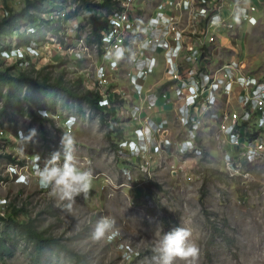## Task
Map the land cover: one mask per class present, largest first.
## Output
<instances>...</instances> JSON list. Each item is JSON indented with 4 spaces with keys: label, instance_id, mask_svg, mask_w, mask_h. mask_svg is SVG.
I'll return each instance as SVG.
<instances>
[{
    "label": "rangeland",
    "instance_id": "1",
    "mask_svg": "<svg viewBox=\"0 0 264 264\" xmlns=\"http://www.w3.org/2000/svg\"><path fill=\"white\" fill-rule=\"evenodd\" d=\"M27 1L0 0V21L8 7L20 12ZM34 1L39 3L32 12L53 20V26L36 28L20 23V33L30 36L36 45L29 51L25 41L18 45L19 35L12 42L8 38L0 50V67L20 66L23 58L9 56L11 49L20 47L32 59L22 71H29L38 80L48 77L55 82L62 77L64 85L81 96L102 91L103 95L109 94L106 100L110 107L121 113L109 119L117 134L108 139L100 115L87 101L80 105L66 94L40 90L29 96L40 116L43 109L50 114L75 115L79 120L72 135L73 163L91 172L92 182L87 195L81 194L70 202L60 200L51 186L40 182L38 171L31 168L32 163L43 166L52 153L63 151L61 140L65 135L60 122L48 118L42 123L30 115L2 114L0 102V132L7 137V141L0 140V215L8 213L10 204L17 206L22 210L15 217L18 221H34L40 233L59 245L48 247L42 256H37L36 245L18 228L0 224V264H78L75 256L83 264H157L153 257L157 255L155 244L161 230L166 233L179 226L192 230V241L199 251L195 258L177 259L175 264H264V162L244 164L240 175L228 174L223 153L218 149V132L207 124L199 133L202 155L182 153L179 147L188 137V128L179 123L177 112L172 113L173 122L169 120L165 133L157 132L156 126L151 129L153 137L148 138L150 131L145 134L148 145L141 146L147 151L145 154L140 153L144 151L140 148L136 153L130 152L123 142L137 141V129L146 131L131 112L141 102L118 94L130 92V82L124 74L133 69L130 60L123 61L122 69L111 75V85L101 90L96 72L103 65L102 52L82 0L54 1L53 6ZM256 1L260 6L253 13L255 24L236 14L232 32L216 33L218 41L211 48V55L223 61L237 58L246 64L248 73L264 78V0ZM231 9L237 11L232 1ZM98 15L103 16L101 10ZM139 16L144 24L147 16L141 11ZM74 23L77 31L70 29ZM57 29L71 36L63 39L57 36ZM157 58L155 72L144 82L146 88L164 77V55L158 54ZM209 66L200 64L204 71ZM172 84L161 82L158 95L170 90ZM142 105L141 117L147 106L144 102ZM52 107H56L55 112H51ZM31 129L37 131L31 141L18 138L20 131L27 136ZM120 131L122 137L117 138ZM165 138L171 145L164 146ZM118 139L117 148L113 143ZM137 143L140 146L142 142ZM225 149H230L228 143ZM59 163L63 164V157ZM103 217L114 221V227L96 239L94 229Z\"/></svg>",
    "mask_w": 264,
    "mask_h": 264
},
{
    "label": "built area",
    "instance_id": "2",
    "mask_svg": "<svg viewBox=\"0 0 264 264\" xmlns=\"http://www.w3.org/2000/svg\"><path fill=\"white\" fill-rule=\"evenodd\" d=\"M95 1L96 4H103L106 0ZM111 1L112 9L101 8L103 16L98 15L99 20L107 24V28L101 32V40L97 42L103 59V65L96 72V81L100 89H107L111 85V75L122 69L123 61L130 60L133 69L124 72L130 82V92L118 91V94L125 98L133 96L141 102V105L131 109L135 120H140L142 102L151 110L157 106L159 97L165 104H170L174 98L177 100L175 108L179 123L188 128V137L179 147L182 153L202 155L199 133L207 124L218 132L216 133L218 149L223 153V162L228 174L240 175L244 164L263 163L264 78L248 73L246 64L237 58L223 61L211 55V48L218 41L216 33L232 32L235 29L232 19L236 14H239L240 19L250 21L251 25L255 24L253 13L259 11V1L251 0L249 3L246 0ZM231 1L237 11L231 9ZM136 3H140L141 6H136ZM140 11L147 16L144 24L141 23ZM5 14L4 11L3 16ZM57 14L59 17L60 12ZM77 27L74 23L70 29L77 31ZM60 32L59 35L63 39L68 40L66 37L71 36ZM33 49L34 47L28 46L29 51ZM14 54L26 58L20 47L10 50L9 56ZM158 54H163L165 58L164 77L146 88L144 82L158 66ZM216 61L219 63H215ZM200 64L210 66L204 71ZM163 81L174 84L170 86V90L158 95L159 85ZM103 94L101 91L103 99L101 104L110 107L106 100L109 94ZM40 112L43 113L42 117L58 120L64 135L73 137L79 125L75 115H56L45 110ZM168 122L164 119L158 124L152 122L154 124L152 126L147 119L145 130L150 131V137H153L151 129L157 126V132L162 134ZM146 131L137 129V141H124L123 144L127 145L130 152L136 153L137 148L139 150L137 142L143 143L146 140ZM21 133L22 131L19 132L18 138L21 137ZM3 138L7 141V137L1 131L0 140ZM226 143L230 146L229 150L225 149ZM166 145H171L168 138L164 139V146ZM146 152L140 151L142 155ZM42 167L38 162L31 164L33 171H38Z\"/></svg>",
    "mask_w": 264,
    "mask_h": 264
},
{
    "label": "trees",
    "instance_id": "3",
    "mask_svg": "<svg viewBox=\"0 0 264 264\" xmlns=\"http://www.w3.org/2000/svg\"><path fill=\"white\" fill-rule=\"evenodd\" d=\"M41 1H46L51 6L54 1L59 0ZM82 2L87 10V19L92 27L93 37L97 42H99L101 40V32L107 28V24L99 20V18L97 17V12H99L101 8L111 10L112 1L106 0L103 4L92 3L88 0H82ZM38 3V1L28 0L25 9L20 12H15L9 7L5 10L6 14L0 21V50L3 49L6 40L10 38L12 42L16 34L20 36V40H18L17 42L19 46H22L23 41H25L29 47H35L36 44L32 41L30 36H27L24 33H20L22 28V25L20 23L26 22L29 26H36V28L45 25L53 26V20L41 18L38 14L32 12V9L37 7ZM57 32L59 35V29L56 30V33ZM0 53H2V51H0ZM29 62L31 63L32 59L27 56L25 59L19 62L20 66L17 64L11 67L8 66L5 69L0 67V102L2 103V114L6 112H12L19 116L30 115L34 120L44 123L48 121V119L40 116L37 111L34 110L33 105L29 102V96H32V92L34 90L50 92L53 94L62 93L66 94L68 97L73 98L80 105L81 101H87L91 108H93L100 115V122L107 129L106 132L108 139H112L113 135L117 134L115 128L111 124H109L108 121L110 118L117 117L120 113V110L117 108L102 105V95H100L99 93L90 92L85 96H81L76 91L65 86L62 77H59V79L55 82H52L48 77H44L38 80L32 77L29 71H22L21 68L24 66V63ZM17 69L20 70L18 74H16ZM42 110L43 109H41L40 111ZM50 110L51 112H55L56 107H52ZM121 137L122 131H120L117 135V138ZM119 140L120 139H118L116 143H113L117 148L120 143ZM8 208L9 210L6 215H0V224H5V226H8L9 224L18 228L30 241H32L36 245L38 253L37 256H42V254L48 247H51L53 245L59 247L58 243L55 240L45 237L43 233H40L35 228L34 221H18L15 217L20 215L22 213V210L18 209L17 206L10 204ZM67 252L72 254L69 250ZM72 255L74 256V254ZM75 258L76 263L83 264L80 261L81 258L79 256H75Z\"/></svg>",
    "mask_w": 264,
    "mask_h": 264
},
{
    "label": "clouds",
    "instance_id": "4",
    "mask_svg": "<svg viewBox=\"0 0 264 264\" xmlns=\"http://www.w3.org/2000/svg\"><path fill=\"white\" fill-rule=\"evenodd\" d=\"M36 135V129H31L27 136L23 133L20 136L26 141H31ZM73 143L71 137L63 136L61 140L63 151L52 153L43 167L38 169L40 182L45 186H51L60 200L70 202L81 194L87 195L92 182L91 172L82 170L73 163ZM147 145L148 143L145 140L139 146L140 150L145 151V148L142 147ZM61 157H63L62 165L59 163ZM113 227L114 221L108 217H103L97 222L93 235L96 239H100L110 232ZM198 251L197 245L192 241V230L179 226L166 233L161 230L155 244L157 255L153 259L157 264H175L177 259L195 258Z\"/></svg>",
    "mask_w": 264,
    "mask_h": 264
},
{
    "label": "crops",
    "instance_id": "5",
    "mask_svg": "<svg viewBox=\"0 0 264 264\" xmlns=\"http://www.w3.org/2000/svg\"><path fill=\"white\" fill-rule=\"evenodd\" d=\"M172 96L174 97L173 92H172ZM175 106H177L176 99L174 100V102H171V104L169 105V104H165L162 98L159 97L157 100V106L151 110L146 108V113L142 115V117H140L139 123L142 125V127H145V124L147 125V119L157 123L161 122L164 119L168 121L171 120L173 122L172 113L176 114L177 112ZM148 132L149 131H146L147 135L149 134Z\"/></svg>",
    "mask_w": 264,
    "mask_h": 264
},
{
    "label": "water",
    "instance_id": "6",
    "mask_svg": "<svg viewBox=\"0 0 264 264\" xmlns=\"http://www.w3.org/2000/svg\"><path fill=\"white\" fill-rule=\"evenodd\" d=\"M163 146V145H162Z\"/></svg>",
    "mask_w": 264,
    "mask_h": 264
}]
</instances>
